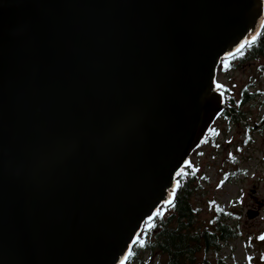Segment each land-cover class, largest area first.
<instances>
[{
	"label": "water",
	"instance_id": "water-1",
	"mask_svg": "<svg viewBox=\"0 0 264 264\" xmlns=\"http://www.w3.org/2000/svg\"><path fill=\"white\" fill-rule=\"evenodd\" d=\"M263 25L264 0H0V264H125Z\"/></svg>",
	"mask_w": 264,
	"mask_h": 264
},
{
	"label": "rangeland",
	"instance_id": "rangeland-1",
	"mask_svg": "<svg viewBox=\"0 0 264 264\" xmlns=\"http://www.w3.org/2000/svg\"><path fill=\"white\" fill-rule=\"evenodd\" d=\"M263 63L249 61L225 73L218 66L217 84L229 91V98L237 102L245 88L254 97L239 108L237 122L218 118L212 127L213 143H202L189 159L191 171L198 169L192 200L198 224L212 225L220 210L227 225L239 233L218 251H209L208 264H264V241L259 239L264 236V73L259 69ZM249 211H257L258 217L249 220ZM143 261L165 264L164 257L155 254L144 255Z\"/></svg>",
	"mask_w": 264,
	"mask_h": 264
},
{
	"label": "trees",
	"instance_id": "trees-1",
	"mask_svg": "<svg viewBox=\"0 0 264 264\" xmlns=\"http://www.w3.org/2000/svg\"><path fill=\"white\" fill-rule=\"evenodd\" d=\"M242 53V55L236 53L235 56L224 58L220 64V71L222 73L236 71L249 61L264 60V25L255 43H249ZM225 63L229 65L228 68H224ZM259 69L264 73V63L260 64ZM220 90L224 93L225 105L229 108L222 112L223 116L232 122H237L239 108L249 104L254 96L248 94L245 88L236 102L228 97L227 89L220 88ZM183 170L188 174L179 175L177 178L180 187L176 188L175 207L162 206L160 212L163 215H155L145 223L138 241L129 251L132 255L128 254L125 264H144V255L147 254L163 256L165 264H208L205 255L209 251H218L223 242H228L239 235L237 229L227 225L224 219L225 214L220 210H217L216 216L213 217L212 225L211 223L202 224L203 226L198 224V210L192 206L197 188L196 173L193 175L188 167ZM141 241H143V247L140 246Z\"/></svg>",
	"mask_w": 264,
	"mask_h": 264
},
{
	"label": "snow or ice",
	"instance_id": "snow-or-ice-1",
	"mask_svg": "<svg viewBox=\"0 0 264 264\" xmlns=\"http://www.w3.org/2000/svg\"><path fill=\"white\" fill-rule=\"evenodd\" d=\"M255 39H256V37H253L251 42L246 41L245 44H241L240 47L237 48L236 52H237V53H240V54L242 55V54H243V53H242V50H243L246 46H248L249 43H255ZM232 55L235 56L236 53H233ZM228 66H229V65H228L227 63L224 64V68H228ZM217 87L220 88L221 86H220V85H217ZM221 95H224V93L221 92ZM187 167H188V168H191L192 166H191V164H189V165H187ZM196 171H198V169H194V168H193V169H192V174L194 175V174L196 173ZM187 174H188V173H186V172L182 169V170H181V173H180L179 175H187ZM179 187H180V184H179V182H177L176 188H179ZM176 188H174V189L172 190V192L170 193V198H169V200H168V202H167V204H168L169 206L173 207V208L175 207L174 200H175V197H176ZM162 215H163L162 212H159V211L157 212V216H162ZM151 227H154V225H151ZM259 239L262 240V241H264V236L259 237ZM140 246L143 247V241L140 242ZM131 255H132V253L130 252V253H129V256H131ZM127 259H128V257L125 258V260H127Z\"/></svg>",
	"mask_w": 264,
	"mask_h": 264
},
{
	"label": "flooded vegetation",
	"instance_id": "flooded-vegetation-1",
	"mask_svg": "<svg viewBox=\"0 0 264 264\" xmlns=\"http://www.w3.org/2000/svg\"><path fill=\"white\" fill-rule=\"evenodd\" d=\"M243 107V106H242ZM228 108V106L227 105H225L224 106V109H223V111L224 110H226ZM222 111V112H223ZM239 111V110H238ZM241 113V112H240ZM219 119H225V117L223 116V113L218 117ZM262 122H263V120H262ZM213 126H214V124H213ZM264 126V125H263ZM212 137H214V134H213V128L209 131V133L206 135V138L204 139V142L205 143H209V144H212L213 143V141H212ZM203 142V143H204ZM197 151H194L193 152V155H195V153H196ZM193 155H192V158H193Z\"/></svg>",
	"mask_w": 264,
	"mask_h": 264
}]
</instances>
